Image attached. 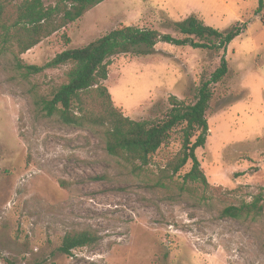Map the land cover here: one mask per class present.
Instances as JSON below:
<instances>
[{
    "label": "rangeland",
    "instance_id": "rangeland-1",
    "mask_svg": "<svg viewBox=\"0 0 264 264\" xmlns=\"http://www.w3.org/2000/svg\"><path fill=\"white\" fill-rule=\"evenodd\" d=\"M259 2L107 0L21 57L44 66L65 50L128 26L180 37L168 23L191 16L221 32L239 25L243 31L226 52L161 42L149 55L112 58L103 83L126 117L154 123L169 112L174 97L195 103L202 80L226 59L227 76L212 86L206 146L197 150L211 187L236 191L215 205L171 199L175 187L161 171L182 149L180 128L148 167L134 168L110 156L92 129L64 126L37 112V95L48 97L65 84L70 66L29 82L12 81L15 73L0 54V264H264V225L217 218L225 204L250 202L264 192ZM190 169L191 164L180 175ZM85 231L100 241L72 256L58 252L67 234Z\"/></svg>",
    "mask_w": 264,
    "mask_h": 264
},
{
    "label": "trees",
    "instance_id": "trees-1",
    "mask_svg": "<svg viewBox=\"0 0 264 264\" xmlns=\"http://www.w3.org/2000/svg\"><path fill=\"white\" fill-rule=\"evenodd\" d=\"M105 1L56 0L55 4L45 5L43 0H0V54L15 73L12 81L29 82L47 70L70 66L65 84L48 97L37 95V112L44 118L57 117L64 126L92 129L104 142L110 156L137 169L148 167L152 157L170 141L172 132L180 128L182 149L161 171L164 179L175 187L171 199L192 201L197 206L215 205V199L220 198L226 202L228 195L236 191L223 193L220 187H211L197 157V150L205 148L209 133L207 111L212 86L220 83L229 72L225 58L210 78L202 80L195 103L187 105L172 98L171 109L159 122L135 121L126 117L114 106L103 83L108 80V68L116 56L149 55L161 42L196 50L226 52L241 35L242 28L238 25L221 32L191 16L182 22L168 23L180 37L128 26L113 30L83 48L65 50L44 66L28 65L21 59L22 55ZM263 9L264 0H260L256 14L262 13ZM35 92L36 87L31 89V93ZM189 164L190 171L180 175ZM161 185L169 188L166 184ZM217 218L243 225H264V192L258 193L250 202L225 204L218 210ZM99 241L98 235L87 231L69 233L58 252L72 256L74 250L93 246Z\"/></svg>",
    "mask_w": 264,
    "mask_h": 264
}]
</instances>
